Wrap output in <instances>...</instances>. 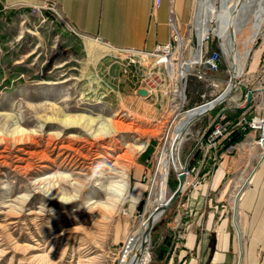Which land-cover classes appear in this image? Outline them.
Masks as SVG:
<instances>
[{
  "label": "rangeland",
  "instance_id": "374dc122",
  "mask_svg": "<svg viewBox=\"0 0 264 264\" xmlns=\"http://www.w3.org/2000/svg\"><path fill=\"white\" fill-rule=\"evenodd\" d=\"M195 11L191 0L186 21L181 23L176 17L184 59H192L199 46ZM90 39L75 33L52 12L43 11L40 16L0 5V264H118L125 240L148 214L157 160L174 126L186 111L223 93L233 71L213 33L203 42V50L205 54L219 53L222 66L218 71H206V77H200L195 64L185 80L179 79L182 53H173L170 74L174 83L168 91L165 117L149 118L122 101L112 85L114 63L127 51L110 50ZM244 40L237 38L241 50ZM263 59L264 30L252 46L239 82H252L251 76H257ZM146 61L153 62L150 57ZM182 87L186 94L183 104L178 96ZM245 92L244 88L234 90L229 99L190 127L181 148V160L188 163V171L195 166L198 140L223 109L245 106ZM237 112L223 114L235 119ZM79 115L95 119L91 129H68L59 122ZM114 121L123 126L118 132L93 140L96 133L114 130ZM67 136L79 142L70 143ZM70 144L73 148L67 146ZM241 144L234 145L231 152L228 192L237 177L235 162L242 156L250 161L248 168L240 169L242 183L261 158L258 143ZM118 157L128 168L124 175L113 167ZM110 172L116 176L110 178ZM193 175L191 171L188 179ZM125 182L128 188L123 199L111 205ZM177 186V172L172 169L167 198ZM101 190L105 191L102 196L98 194ZM95 201L103 205L94 208L96 204H91ZM178 202L155 224L147 264H168L166 258L159 261L156 256L165 237L171 235L169 225L176 218Z\"/></svg>",
  "mask_w": 264,
  "mask_h": 264
},
{
  "label": "crops",
  "instance_id": "0c3cea01",
  "mask_svg": "<svg viewBox=\"0 0 264 264\" xmlns=\"http://www.w3.org/2000/svg\"><path fill=\"white\" fill-rule=\"evenodd\" d=\"M46 1L49 0H0V5L3 9H27L31 13L32 7ZM55 1L59 17L75 33L97 40L114 51L151 52L157 45L168 43L170 8L184 23L191 7V0H162L159 7L154 6V0ZM125 53L127 55L122 54L120 61H115L114 72L108 70L113 73L112 85L118 96L141 115L154 119L165 117L169 102L165 92L171 89L173 79L162 66L147 62L138 53ZM128 60L136 64L127 71ZM140 89H145L147 94L140 95ZM207 130L198 140L194 175L178 198L176 218L169 225L171 237L176 233L183 236L171 241L166 261L168 264H264V157L254 167L236 213L232 208L233 216L230 201L234 188L228 192L226 185L233 146L257 144L259 135L255 130L237 132L244 134L242 140L226 146L227 138L218 150L207 152L203 145ZM249 163L244 156L235 162L233 166L238 177L233 187L239 181L240 169L248 168Z\"/></svg>",
  "mask_w": 264,
  "mask_h": 264
},
{
  "label": "bare ground",
  "instance_id": "6f19581e",
  "mask_svg": "<svg viewBox=\"0 0 264 264\" xmlns=\"http://www.w3.org/2000/svg\"><path fill=\"white\" fill-rule=\"evenodd\" d=\"M194 3L196 7L194 26L197 33L199 46L193 53L191 60H182V63H179V79L185 80L193 66L200 62L204 52L203 42L210 33H213L220 39V45L232 65V73L236 79H238L247 65L254 42L260 35H263L264 0H195ZM213 22H216L215 27L212 26ZM239 36L245 37L242 50L237 46V38ZM228 84L230 86L223 96L201 108L196 106L195 108L186 111V113L183 114L182 118L174 126L171 139L168 145L165 144L163 146L157 160L156 170L150 185L149 199L147 202V209H149L148 214L125 240V245L122 249V254L118 264L148 263V246L151 239L149 231L161 219L162 210L170 198H167V191L168 178L171 170L173 169L177 171L180 170L181 167H184V164L181 160V148L184 141L186 140L187 134H189L190 127L201 117L215 109L216 105H218L223 99H229L232 96V92L235 90L236 85L230 81H228ZM178 96L180 98V103L183 104L186 100L184 87L178 91ZM59 122H61L68 129L84 127L91 129L95 119L87 118L84 115L66 116L65 119ZM119 122H113L114 130H107V132L104 133H96L93 136V140L95 141L94 138L99 136H105L107 134L118 132L123 127ZM125 127L127 128V126ZM128 129H131V127H128ZM250 130H255L259 135L257 143L262 149V159L264 156V145H261L259 141H264V122H256L255 124L250 125ZM67 139H69L68 141H70V143L79 142V139L72 136H67ZM70 145L71 146H67L69 148H73V145ZM67 146L66 148H68ZM122 157L125 159L127 158V155ZM124 161L125 160H123V158L118 157L117 159L115 158V163L113 164L114 169L118 168L123 171V175L124 172H127L128 170ZM108 176L111 178L116 175L110 172L108 173ZM61 179H63L62 176H60V180ZM249 182L250 177L244 179L242 183L238 181L235 187H233L234 190L231 194V200L235 209V213L236 210H238L240 196L249 185ZM127 188V182L120 186L116 193V199L112 201L111 205L116 204L117 201L120 202L121 199H123ZM103 193H105V191H102L98 194L102 196ZM91 205L96 208L98 205H103V203L95 201L92 202ZM108 208L111 209L110 207Z\"/></svg>",
  "mask_w": 264,
  "mask_h": 264
},
{
  "label": "built area",
  "instance_id": "2783aa9c",
  "mask_svg": "<svg viewBox=\"0 0 264 264\" xmlns=\"http://www.w3.org/2000/svg\"><path fill=\"white\" fill-rule=\"evenodd\" d=\"M162 3V0H154V6L159 7ZM43 11H49L53 14L59 16L58 7L55 0H49L44 2L42 5L34 6L31 8V13L34 15H42ZM169 25L171 27V37L170 41L166 44L157 45L155 49L151 52H141V51H131L127 50L128 52H134L138 54H144L145 57L142 56L144 60L147 58H151L153 60L154 65L162 66L168 73L171 78L170 68H171V61H172V54L173 53H182V38L180 36L179 30L176 25V16L175 11L173 8L169 10ZM182 60L189 61L191 60L190 57L184 59V55L182 53ZM264 61V59H263ZM208 63L210 64V69L206 70L203 68V64ZM136 64V61L131 60L127 63L126 68L127 71L129 70L130 66ZM198 74L200 77H206L205 72L211 71L216 72L218 71L221 66V58L218 52H213L211 54H205L203 52L200 62L197 63ZM252 77V82L249 84H242L237 82L235 86V90H242L245 89V103L247 101V94L251 92V102L249 107L246 108L245 111L235 119H229L227 114L220 115V117L215 121L211 126L208 128L206 132V141L204 147L207 149V152L211 149H219V145L222 141L226 140L232 133L234 132H246L250 131V125L255 124L256 122H264V62L262 64L261 69L259 70L257 76L254 75ZM216 80V78H213ZM224 92V91H223ZM168 94V92H165ZM243 97V92L240 94L239 98ZM242 105V104H241ZM243 107V106H242ZM261 145H264V141H259ZM264 157V156H263ZM214 159H217V154L214 155ZM194 170V169H193ZM188 171V175L191 171ZM183 234H178L177 238H182Z\"/></svg>",
  "mask_w": 264,
  "mask_h": 264
},
{
  "label": "water",
  "instance_id": "95a60500",
  "mask_svg": "<svg viewBox=\"0 0 264 264\" xmlns=\"http://www.w3.org/2000/svg\"><path fill=\"white\" fill-rule=\"evenodd\" d=\"M203 68L208 70L210 69V64L208 63H204L203 64ZM237 80L236 77L233 75H231L230 77V82L234 85L237 84ZM229 84L227 86V88L224 90L223 93H221L220 95H218L215 99L209 101V102H205L201 105L198 106V108H201L203 106H205L206 104L208 103H212L214 102L215 100L219 99L221 96H223L225 94V92L227 91V89L229 88ZM139 94L142 95V96H145L147 94V91L145 89H140L139 90ZM251 97H252V94L251 92H248L247 94V101H246V104L244 107L240 108V107H235V108H225L222 110V112L220 113V115H222L223 113L227 112V111H243L244 109H246L247 107H249L250 105V102H251ZM226 99H223L218 105L222 104L223 102H225ZM216 105V107L218 106ZM215 107V108H216ZM195 108V107H194ZM190 110V109H189ZM220 115L217 116V119L220 117ZM216 119V120H217ZM190 158V157H189ZM177 177H178V186L177 188L175 189V191L171 194L169 200L167 201L166 205L164 206L163 210H162V215L164 214V212L180 197V195L183 193V191L185 190L186 186H187V182H188V163H185L184 164V167H181L180 170H177ZM155 228L153 227L150 231H149V234L151 235L152 234V231L154 230Z\"/></svg>",
  "mask_w": 264,
  "mask_h": 264
},
{
  "label": "trees",
  "instance_id": "16d2710c",
  "mask_svg": "<svg viewBox=\"0 0 264 264\" xmlns=\"http://www.w3.org/2000/svg\"><path fill=\"white\" fill-rule=\"evenodd\" d=\"M240 112H237V115H239ZM247 132V131H246ZM244 137V134H238L237 132L232 133L228 138V144L226 146H229L231 144L236 143L237 141L242 140ZM171 246V235H168L165 237L163 244L159 248V251L157 252V259L159 261H163L166 258V254Z\"/></svg>",
  "mask_w": 264,
  "mask_h": 264
}]
</instances>
